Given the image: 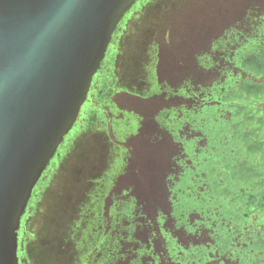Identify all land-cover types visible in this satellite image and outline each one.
<instances>
[{"label":"flooded vegetation","instance_id":"1","mask_svg":"<svg viewBox=\"0 0 264 264\" xmlns=\"http://www.w3.org/2000/svg\"><path fill=\"white\" fill-rule=\"evenodd\" d=\"M153 1H138L117 24L76 122L21 219L19 264L36 204L71 151L80 178L67 230L57 235L63 264H107L114 238L141 236L144 218L132 215L160 207L165 177L174 217L186 220L199 210L208 221L215 214L219 248L227 249L231 232H244L236 257L242 264H264V0H201L204 26L219 31L206 33L190 68L194 75L187 72L179 82L175 67L161 63L162 52L165 61L174 44L162 41L159 48L157 24L127 54L119 51L127 22ZM198 4L189 0V20ZM142 173L156 177L147 197L144 188L131 184ZM95 250L96 258L87 260Z\"/></svg>","mask_w":264,"mask_h":264},{"label":"water","instance_id":"2","mask_svg":"<svg viewBox=\"0 0 264 264\" xmlns=\"http://www.w3.org/2000/svg\"><path fill=\"white\" fill-rule=\"evenodd\" d=\"M138 1L0 0V264H19L32 193Z\"/></svg>","mask_w":264,"mask_h":264},{"label":"rangeland","instance_id":"3","mask_svg":"<svg viewBox=\"0 0 264 264\" xmlns=\"http://www.w3.org/2000/svg\"><path fill=\"white\" fill-rule=\"evenodd\" d=\"M197 2L199 3L196 6L198 8L196 9L197 14L194 15L193 20H189L191 13L188 10L189 0H155L151 2L149 7L137 13L127 22L119 51L122 54H127L128 51L133 49V43L139 40L144 30L149 26L155 29L154 25L157 24L156 42L159 48L163 49V46L160 47L162 41L167 44L171 39L174 44L173 53L171 55L168 53L169 58L165 61H163L164 55L162 52L161 63L164 64L165 62L167 64L168 62L167 69L175 67V82L185 79L187 72L189 73L190 68H193L192 62L194 65L198 55L197 50H201L206 33L209 32L214 35L219 31L218 28L207 31L204 26L206 21L203 20L205 9L203 10L201 0H197ZM165 24L169 27H165ZM170 25H173V27L170 28ZM179 71L182 73L181 77L177 76ZM190 73L194 75V70ZM70 153L63 167L57 170L46 192L36 204L32 220L25 229L24 242L21 246L22 264L64 263L60 260L62 257L59 253L61 244L57 235L62 230H65V232L67 230L66 219L71 215L76 186L80 178L77 174L79 168L76 152L71 151ZM157 154H155V158L161 159V155ZM132 167L134 166L132 165ZM136 169L137 167L133 168L134 171ZM148 174L142 173L141 176L136 174L131 183L144 188L146 197L150 194L149 189L153 188L149 183L154 184L156 181L155 175L148 176ZM96 252V250L91 251L87 260L91 261L96 258Z\"/></svg>","mask_w":264,"mask_h":264},{"label":"trees","instance_id":"4","mask_svg":"<svg viewBox=\"0 0 264 264\" xmlns=\"http://www.w3.org/2000/svg\"><path fill=\"white\" fill-rule=\"evenodd\" d=\"M196 86L200 87L201 84L198 82ZM168 179L165 177L162 181L160 207L140 208L141 212L131 214L135 218H144V223H141L144 228L142 235L135 238L131 232L127 240L122 235L118 239L114 238L112 254L108 258L105 255L104 261L108 260L107 264H242L236 257V251L239 252L238 244L244 241L245 233L231 232L230 243L227 249L222 250L216 239L220 224L215 214L208 221L202 220L205 216L199 210L196 214L188 215L186 220L174 217L170 212L169 202L172 199L168 196ZM159 208L161 228L155 221ZM191 219L194 222L190 230L188 225ZM136 224L139 225L138 222ZM194 249H200L202 253L198 254ZM259 252L263 259L264 248L259 249Z\"/></svg>","mask_w":264,"mask_h":264}]
</instances>
